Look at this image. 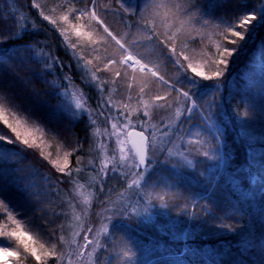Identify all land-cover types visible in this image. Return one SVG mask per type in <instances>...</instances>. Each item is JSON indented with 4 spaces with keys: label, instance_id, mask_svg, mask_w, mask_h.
<instances>
[{
    "label": "trees",
    "instance_id": "1",
    "mask_svg": "<svg viewBox=\"0 0 264 264\" xmlns=\"http://www.w3.org/2000/svg\"><path fill=\"white\" fill-rule=\"evenodd\" d=\"M40 2L0 0V102L43 126L52 138H60L62 132L66 133L65 145L68 148L75 145V157L80 152L79 144L85 146L87 143L86 117L75 115L69 123L55 110L66 92L62 74L70 76L71 81L81 86L92 106L103 97L86 79L84 69H80L82 59L74 57L70 51L68 35L71 28L60 17L69 15L71 23L89 25L85 30L93 33V39L99 37L103 30L86 18L77 21L75 17L79 13L76 11L69 13V8L90 9L92 4L89 0ZM172 2L178 4L175 19L182 22L174 21L172 29L175 32L174 45L180 49V52L176 51L180 59L182 51L190 56L201 54L211 59L218 40L228 48L236 47L215 34L219 31L217 26L235 24L242 14L253 10L259 12L264 6V0ZM128 3L136 8L144 7V0H128ZM95 4L110 30L127 40L129 45L151 44L164 48L160 43L163 33L154 15L151 19H142L143 11L134 15L133 11L121 7L120 0H95ZM44 16L51 19L45 20ZM51 20H56V24ZM145 23L154 32L153 41L143 39ZM162 23L168 24L167 21L159 24ZM62 29H67L63 35ZM250 37L240 42L239 52L230 59L222 77H214L194 89V98L201 111L205 117L211 116L212 123L219 130L222 166L203 156L193 167L181 160L180 155L162 156L166 166L158 170L170 181L169 194L159 204H153L156 207L154 223H146L148 228L152 225V236L148 237L142 230L137 233V237L132 239L133 249L125 259L126 264H146L150 260L151 264H264V168L251 151L252 148L264 150L256 143L251 144V140H257L264 134L260 128H264V24H256ZM164 54L165 60L170 61L167 51ZM209 63L204 72L211 76L216 65L211 60ZM213 101L218 108L208 107ZM246 101L255 106L256 112H249V115L255 117L253 119L259 122L258 125H250L251 119L242 123ZM182 120L184 133L193 127L201 130L202 135L208 132L207 123L197 112ZM0 135L6 138L0 140V200L5 201L9 211L19 220L20 230L33 237L37 252L43 251L40 244L51 251L55 240L35 217V209L40 206L38 192L41 189L38 186L44 176L41 172L43 165L35 163L39 158L32 149L23 148L11 138L2 122ZM211 146L217 145L211 142ZM156 171L154 169L153 175ZM118 186L111 178H104L88 187H92L95 200L104 203L118 191ZM233 206L238 207L242 214L229 215ZM221 222L231 225V228H222ZM13 230H17L16 225L0 208V231ZM0 246L20 251V261L12 257V264H38L35 257L23 252L14 237L1 235ZM55 260V256L43 257L40 264H56Z\"/></svg>",
    "mask_w": 264,
    "mask_h": 264
},
{
    "label": "rangeland",
    "instance_id": "2",
    "mask_svg": "<svg viewBox=\"0 0 264 264\" xmlns=\"http://www.w3.org/2000/svg\"><path fill=\"white\" fill-rule=\"evenodd\" d=\"M45 1L47 0H41L40 3L44 4ZM177 5L172 0L148 1L147 6L152 8L156 24L160 25V31L163 33L160 43L164 45L165 49L151 44L140 45L137 43L134 45L136 44L134 43L131 45L151 61L150 66H153L170 81L175 80L178 75H184L183 72L177 73L176 66L171 62L176 58L172 55V49L175 48L180 52V49L174 45L175 32L172 30L175 22L182 23L178 18L180 23L175 19ZM51 10L53 11V9ZM166 21L168 24H159ZM203 27L207 28L204 23ZM68 38L70 39L68 47L73 56L82 59L80 60L82 61L80 69H84L86 79L95 85L99 96L103 97V100L99 98L97 104L92 106L88 103L81 86L73 80L71 81L70 76L62 74L66 92L62 94L64 99L56 105L55 110L64 118L63 120L69 121V123L75 119V115H85L88 133L85 146L79 144L80 152L74 157L77 148H74V144L71 148L65 145L68 139L66 133L62 132L60 138H52L43 126L1 102L0 109L4 110L5 118L8 119L9 124L16 126L15 118L27 120L30 126L41 127L44 134L40 136L39 133H36L37 143L26 146L22 143V138L18 139L11 128L3 121L0 122L7 128L14 141L20 143L23 148L32 149L37 154L39 160L35 163L43 165L41 172L44 176L41 177V184L37 185L41 189V192H38L40 206L35 209V217L55 240L58 252L64 253L63 262L56 258L55 263L67 264L71 259L72 264H126L125 259L127 255H131L133 249L132 239L137 237V233L142 230L148 234V237L152 236V225L148 228L146 223H150L149 221L154 223V208L156 209V207L153 204H159L169 194L170 181L167 175L158 170V168L166 166L165 161L161 159L162 156L180 155V159L185 163L191 161V164H186L193 167L205 151H212L217 146H211L210 136L202 135V131L197 128L193 127L194 129H187L185 133L183 132L182 119L189 116L186 108L190 106V102L186 103L182 95L175 92L168 94L159 82L143 77L139 72L133 73L131 69H128L125 74L123 67L107 64L116 49L102 41L98 43V36H95L94 39L98 42L93 44L85 38H77L69 30ZM71 45H75V47L73 48ZM165 51L171 58L170 61L165 60ZM205 57L207 56L196 54L192 63L205 71L206 67L208 68L210 65L209 60H211L210 58L205 59ZM88 60H91L92 63L88 64ZM180 61L185 65L188 63L183 60L182 55ZM255 68L257 69V66ZM118 70L121 72L119 77L115 76V72ZM189 72H191L190 69L187 71L188 76H194L192 72L191 75ZM145 79H148V87L145 88L144 93H140L139 89L143 86ZM184 83L187 84V81ZM194 94L193 90V96ZM157 96L163 98L157 100ZM201 98L200 101L203 100ZM143 101H148L151 105L148 109V117L143 116L145 110ZM78 104L82 106L78 107ZM178 111L180 112L179 116L177 115ZM194 112L199 113L201 118L208 123L199 105L190 117ZM113 123L118 126L115 132L111 127ZM124 124H129V127L125 129ZM258 124L257 120L251 119L250 125ZM132 125L137 127L133 128ZM141 125L147 129L146 134L150 138L148 158L152 161L149 166L151 175L149 177L146 174L147 187L144 186L145 181H141L140 186L129 187L128 185L132 183L133 179L131 172L137 171V169L129 167L135 163L134 153L130 151L129 144H122L121 141L125 139L124 132L140 130ZM260 128L264 133V128ZM245 133L249 134L250 132ZM263 136L264 134L259 135L257 140H251V144L256 143L257 146L264 147ZM29 139L31 141V137ZM122 147L124 148L123 154L121 153ZM219 148L222 157L219 161L221 167L223 164L221 143ZM251 151L255 159L261 161V167L264 168V150L252 148ZM66 153H70L67 157L69 166L61 171ZM121 155L125 157L123 160H121ZM152 169L153 171L157 169L156 175H153ZM104 178H111L114 185L119 184V188L104 203H98L95 200L92 187L88 186ZM109 194L107 193V195ZM117 208L120 209L119 212L116 211ZM105 225L109 227L108 232L103 231ZM85 236L94 243L83 249L82 245L86 243ZM3 239L8 238L3 237ZM93 249L95 250L93 251ZM77 250L84 251L83 258L75 254ZM89 253H91V258H88ZM151 262L152 260L146 264H151Z\"/></svg>",
    "mask_w": 264,
    "mask_h": 264
},
{
    "label": "snow or ice",
    "instance_id": "3",
    "mask_svg": "<svg viewBox=\"0 0 264 264\" xmlns=\"http://www.w3.org/2000/svg\"><path fill=\"white\" fill-rule=\"evenodd\" d=\"M89 3L92 4V7L90 9L85 8L84 10H80V9L69 8V13L76 11L79 13V15L75 17L77 21L86 18L88 22L94 21L96 25L102 28L103 32L100 34L99 40L104 42L105 44H112V46L115 47L116 49L114 55L112 56V58L108 60L107 64L123 67L125 74H127L128 69H131L133 73L139 72L142 74L143 77H148V79H154L156 82H159V84L163 87L164 91L167 92L168 94L175 92L178 95H182L186 103L190 102V106L186 108V112L189 114V117L191 116L193 111L198 107V101L193 96V90L203 85V82L211 81L214 77L215 78L222 77L228 69L230 59L239 52L241 47L240 42L246 41V38L249 39L251 38L250 33L255 30L256 24H264V6H262L259 12L253 10L250 13L242 14L235 24L223 23L222 25H218L217 28L219 29V31L218 33L215 34L221 37L223 40H226L227 43L235 45L236 47L228 48L224 43L220 42L219 40L215 43V53L211 57V62L214 65H216V69L211 76L207 75L201 68L195 66L192 63V60L195 57L185 54L184 51H182L180 55H182L183 60L188 61V63L186 65L181 63L179 56H177L176 54L175 48H173L172 55L175 56L176 58L173 59L171 62L176 66L177 73L183 72L184 75L183 76L178 75L175 80L170 81L169 79H166L164 75H161L160 72L157 69H155L153 66H150L151 61L147 60L144 57V55L139 53L134 46L129 45L127 40L122 39L118 33H114L113 31L110 30V26L108 25L107 21L104 19V15L97 10L95 0H89ZM120 4L121 7H123L125 10L133 11L134 15H138L141 13V11H143L144 16L142 17V19L145 18L151 19L153 17L152 8L147 6L148 0H144L145 7L143 9L132 6L130 3H128V0H120ZM35 6L40 7L39 4H36ZM44 19L50 20L51 18L49 16H44ZM60 20L62 22L69 24L73 34L77 38H85L90 43L93 44L98 42L97 40L93 39V33L91 31L85 30V28L89 25L71 23L69 21V15L61 16ZM51 23L56 24V20H51ZM144 28L146 31L143 39L146 41H153L154 38L153 30L149 28L147 23H145ZM66 31L67 29H62L61 34L63 35ZM71 47L74 48L75 45H71ZM205 59H207V57H205ZM87 63L91 64L92 61L88 60ZM189 69L194 74V76L187 75V71ZM120 75L121 72L119 70L115 72V76L119 77ZM148 79H145L143 81V86L140 87L139 89L140 93H144L145 88L148 87ZM184 81H187V84H185ZM216 91H218V89H216ZM162 98L163 97L161 96L156 97L157 100ZM143 104L145 109L143 112V116L148 117L149 116L148 109L151 107V105L148 103V101H143ZM80 106L82 105L78 104V107ZM208 107L218 108V105L215 104V102L213 101V103H210ZM249 112L254 113L256 112V109L254 105L246 101L245 112L241 117L242 123L245 119L255 118L253 116H250ZM177 115L178 116L180 115L179 111L177 112ZM205 120L208 122L206 125L208 132L204 134L210 135L211 142L216 144L217 147L214 148L212 151H205L203 153V156L208 160L219 163V161L222 159L219 148V144L222 142L220 140V133L219 130L215 128L214 123H212L211 116H206ZM0 121H3L5 125L11 128L12 132L15 133L18 139L22 138V143L26 146L35 145L37 143L36 133H39L40 136H43L44 134V130L41 127H39L38 125L30 126L27 120L15 118L16 126L9 124L8 119L5 118V113L3 109H0ZM111 127L115 132L118 126L117 124L113 123ZM128 127L129 124H124L125 129H127ZM132 127L135 128L137 126L132 125ZM146 132L147 129H145L141 125L140 130H132V131L124 132L125 139L121 141L122 144L131 145L130 151L134 153L135 163L131 164L129 167L137 169V171L131 172V176L133 177V179H132V183L128 185L129 187H132L133 185L140 186L141 181H145L144 186L147 187V181L145 177L146 174L149 177L151 175L149 171V166L152 164V161L148 158L150 138L149 135L146 134ZM30 137H31V141L29 139ZM4 139L6 138L0 135V140H4ZM123 152H124V148L122 147L121 153L123 154ZM171 154L172 153L170 152V155ZM68 155H70V153L65 154L63 163L61 165V171L68 168L69 166V161L67 158ZM124 158L125 157L121 155V160H123ZM186 163L191 164L192 162L186 161ZM105 167H107V165H105ZM0 208H3V211L7 213L8 219L11 220L16 225V229H17L11 232L0 231V235H8L14 237L18 242V245L23 248V252L30 254L32 257H35V260L38 262V264L42 262L43 257H48V256H55L59 261L63 262L64 253L57 251L55 243H52L51 251H49V249L46 248L44 244H40V248L43 251L42 253H38L34 246L35 242L33 241V237L29 235L27 232L20 230L22 226L19 220H17L13 216V213L9 211V208L6 205L5 201L0 200ZM116 211L119 212L120 209L117 208ZM241 214H242L241 210L235 206H233L232 212L229 213V215H235V216H239ZM109 219H111V217H109ZM221 227L230 229L231 225H224L223 222H221ZM103 231L104 232L109 231L108 225L104 226ZM84 239L86 243L82 245L83 249H86L89 244L94 243V241L90 240L87 236H85ZM29 241H33V243L30 244ZM94 250L95 249H93V251ZM75 254L81 258L84 257L83 250H77ZM125 255H127V253H125ZM69 256H71V254H69ZM12 257H15L16 260L19 262L21 257L20 251L16 249H12L10 247H0V262H3V264H12V261L9 259ZM88 258H91V253H89ZM67 264H72L71 259L68 260Z\"/></svg>",
    "mask_w": 264,
    "mask_h": 264
},
{
    "label": "water",
    "instance_id": "4",
    "mask_svg": "<svg viewBox=\"0 0 264 264\" xmlns=\"http://www.w3.org/2000/svg\"><path fill=\"white\" fill-rule=\"evenodd\" d=\"M130 145V144H129ZM130 147H131V145H130Z\"/></svg>",
    "mask_w": 264,
    "mask_h": 264
}]
</instances>
